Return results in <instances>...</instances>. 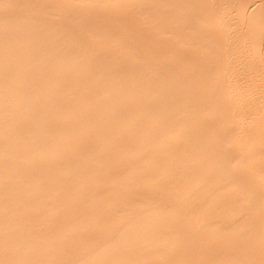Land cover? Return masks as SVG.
Listing matches in <instances>:
<instances>
[{
    "label": "bare ground",
    "instance_id": "1",
    "mask_svg": "<svg viewBox=\"0 0 264 264\" xmlns=\"http://www.w3.org/2000/svg\"><path fill=\"white\" fill-rule=\"evenodd\" d=\"M0 264H264V0H0Z\"/></svg>",
    "mask_w": 264,
    "mask_h": 264
}]
</instances>
